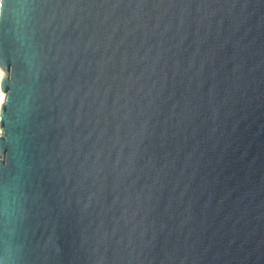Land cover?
Segmentation results:
<instances>
[{"label":"water","instance_id":"water-1","mask_svg":"<svg viewBox=\"0 0 264 264\" xmlns=\"http://www.w3.org/2000/svg\"><path fill=\"white\" fill-rule=\"evenodd\" d=\"M0 70V264H264V0H2Z\"/></svg>","mask_w":264,"mask_h":264},{"label":"snow or ice","instance_id":"snow-or-ice-1","mask_svg":"<svg viewBox=\"0 0 264 264\" xmlns=\"http://www.w3.org/2000/svg\"><path fill=\"white\" fill-rule=\"evenodd\" d=\"M0 2H2V0H0ZM7 86L8 85L6 80L0 81V90H6Z\"/></svg>","mask_w":264,"mask_h":264},{"label":"bare ground","instance_id":"bare-ground-1","mask_svg":"<svg viewBox=\"0 0 264 264\" xmlns=\"http://www.w3.org/2000/svg\"><path fill=\"white\" fill-rule=\"evenodd\" d=\"M0 71H1V70H0ZM1 100H2V97L0 96V106H1V104H2ZM0 132H1V128H0Z\"/></svg>","mask_w":264,"mask_h":264}]
</instances>
